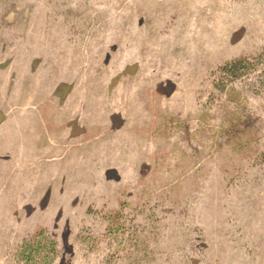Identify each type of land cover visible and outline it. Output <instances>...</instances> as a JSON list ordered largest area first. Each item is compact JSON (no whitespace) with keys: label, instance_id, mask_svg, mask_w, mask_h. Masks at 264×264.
Here are the masks:
<instances>
[{"label":"rangeland","instance_id":"obj_1","mask_svg":"<svg viewBox=\"0 0 264 264\" xmlns=\"http://www.w3.org/2000/svg\"><path fill=\"white\" fill-rule=\"evenodd\" d=\"M262 54L264 0H0V264H264Z\"/></svg>","mask_w":264,"mask_h":264},{"label":"trees","instance_id":"obj_2","mask_svg":"<svg viewBox=\"0 0 264 264\" xmlns=\"http://www.w3.org/2000/svg\"><path fill=\"white\" fill-rule=\"evenodd\" d=\"M263 65L264 56L262 54L259 57L241 59L226 64L220 69L219 74L221 80H227V84H229V81L233 82V79L243 80L249 74L258 72V68H262ZM114 224L115 222H112L113 231H110V234H117L118 230L114 228ZM58 257L57 242L48 238L42 231L23 241L17 252V264H55Z\"/></svg>","mask_w":264,"mask_h":264},{"label":"water","instance_id":"obj_3","mask_svg":"<svg viewBox=\"0 0 264 264\" xmlns=\"http://www.w3.org/2000/svg\"><path fill=\"white\" fill-rule=\"evenodd\" d=\"M68 92H69V90H67V91L65 92V94L63 95V98L66 97V95L68 94Z\"/></svg>","mask_w":264,"mask_h":264}]
</instances>
